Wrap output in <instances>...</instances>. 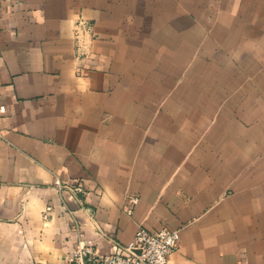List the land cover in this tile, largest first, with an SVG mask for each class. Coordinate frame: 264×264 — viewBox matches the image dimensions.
Here are the masks:
<instances>
[{
    "label": "crops",
    "instance_id": "crops-1",
    "mask_svg": "<svg viewBox=\"0 0 264 264\" xmlns=\"http://www.w3.org/2000/svg\"><path fill=\"white\" fill-rule=\"evenodd\" d=\"M1 107L0 264L141 227L264 264V0H0Z\"/></svg>",
    "mask_w": 264,
    "mask_h": 264
},
{
    "label": "built area",
    "instance_id": "built-area-1",
    "mask_svg": "<svg viewBox=\"0 0 264 264\" xmlns=\"http://www.w3.org/2000/svg\"><path fill=\"white\" fill-rule=\"evenodd\" d=\"M87 28L88 22L80 20L76 37L79 39ZM55 187L62 194H68L70 199L80 192L85 193L84 183L79 179L56 180ZM138 201L135 196L129 198L125 212L132 215ZM179 241L177 230L162 228L152 232L141 227L130 242L113 241L110 251L105 254L100 253L93 242L80 240L70 252L68 261L69 264H171L170 257L178 249Z\"/></svg>",
    "mask_w": 264,
    "mask_h": 264
}]
</instances>
